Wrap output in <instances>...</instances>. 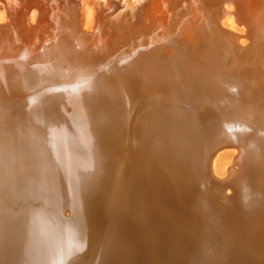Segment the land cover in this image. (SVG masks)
<instances>
[{
	"label": "bare ground",
	"instance_id": "1",
	"mask_svg": "<svg viewBox=\"0 0 264 264\" xmlns=\"http://www.w3.org/2000/svg\"><path fill=\"white\" fill-rule=\"evenodd\" d=\"M53 1L4 0L7 8L0 27L10 25L11 32L23 30L31 37L39 24L36 19L44 18ZM108 1L109 5L119 4ZM236 6L243 10L240 21L235 16ZM204 7L200 0H147L139 10H134L137 14L133 26L137 31L131 38L141 34L150 44L145 41L138 42V46L132 44L131 52L116 46L120 32L111 30V23L103 14L108 4L97 7L95 14L87 13L84 22L78 14H67L69 8L64 9L62 18L67 20V26L62 32L34 38L43 43L46 39L58 48L54 40L63 37L61 49L69 54L47 51L44 55L40 50L39 54H43L40 58L33 50L27 55L26 51L20 54L26 58L27 66L38 59L46 63L54 57L50 68L68 67L70 78L75 77L74 67H80L83 85L91 78L115 79L114 66L121 67L122 75H126L124 60L129 61V67L134 64L142 67L150 83L151 78L155 81L151 86L161 84L172 90L171 97L165 98L169 104L175 106L168 99L180 96L191 109L174 111L161 105L152 106L147 113L148 119L159 116L164 121V128L174 142L173 149L187 146L192 150L198 174L195 178L202 188L199 192L183 170L165 155L157 161L148 157L149 166H140L136 171L134 166L138 163L128 154L124 159L128 152L126 145H122L118 157L99 153L95 158L82 153L64 158L42 144L39 154L29 160L17 148L5 156L0 143L3 149L0 148V264H264V147H260L258 157L254 152L255 141L246 144L261 137L241 123L242 119L253 118L246 109L243 114L218 113L219 109L212 105L223 101L220 98L228 92L224 83L229 89L230 84L244 81L251 67L264 65L259 60L260 46L264 47V0H230L225 3L222 15H212ZM227 10L230 16L223 21L245 33L248 38L245 48L239 44L233 48L238 42L233 43L214 30ZM8 18L10 24H6ZM251 18L260 23L255 36L258 43L262 42L259 47L251 28L245 25L240 28L242 24H238L244 19L250 23ZM217 42L225 47L224 54L215 52L213 46ZM154 45L159 49L154 50ZM178 48L182 55L176 53ZM241 49L251 51L244 55ZM50 72L54 78L60 75L58 71ZM226 72L229 79H222ZM211 73L217 79L211 78ZM46 76L39 73L38 86L28 88L29 116L34 122L51 127L49 116L43 113L45 105L53 104V96L46 94L47 89L55 87L46 81ZM186 85L193 95L202 96L206 107L201 104L203 108H194ZM260 90L264 92V84ZM237 96L238 106L245 102L256 117L264 120V105L257 93L248 87ZM211 110L221 120L207 128L208 120L203 114ZM195 120L201 123L197 126L199 130L192 124ZM211 121L215 120H209L210 124ZM36 135L39 132L33 128L26 133L29 140ZM203 141L205 146L224 141L234 148H243L240 165L235 162L238 168L231 170L227 181L221 182L209 172L212 181L202 176L204 150L197 148L196 143L201 145ZM169 153L182 160L170 150ZM111 170L117 172L116 183ZM250 170L253 175H248Z\"/></svg>",
	"mask_w": 264,
	"mask_h": 264
},
{
	"label": "rangeland",
	"instance_id": "2",
	"mask_svg": "<svg viewBox=\"0 0 264 264\" xmlns=\"http://www.w3.org/2000/svg\"><path fill=\"white\" fill-rule=\"evenodd\" d=\"M74 1L77 6L76 8L71 5L69 0H54L52 6L49 8V12L44 18L41 17L39 20L36 19L39 24L33 29L34 33L31 37H29L27 33H22L23 30L11 32L13 26L10 25L8 27H0V143L3 145L2 148L4 150L0 148L4 151L5 156H10L9 153L14 152V149L16 150L17 148L21 152V156L30 160L33 159L32 156L39 154L40 148L42 144H44L64 158H69L74 155H84L82 153H87L94 157H97L99 153L107 154L109 157H111V155L118 157L121 155L122 145H126L128 152H126L124 159L127 158V154L129 157L131 156L133 162L138 163L134 166L136 171L140 166H149V161L151 159H148V157H152L157 161L159 157V159L162 158L161 155H165L169 157L170 161L183 170V173L193 183L195 188L201 192L200 190L202 187H199L200 185L199 183L197 184L195 178L198 174L197 170H195L196 158L192 150H189L187 146L186 148L180 147L177 151L173 149L174 142L169 136L166 128H164V121L159 116H152L148 119L149 114L147 113L152 106L160 107L161 105L170 106L171 110L174 109V111L189 112L191 109H189L185 101H182L180 96H175L176 99L173 97V99H168L175 103V106L169 104L165 98H168V96L171 97L169 94L172 93V90L161 84L155 87L151 86L155 81L151 78L152 83H150L142 67L136 64H134L133 67H129V61L124 60L126 62L124 66L127 73L126 75H122L121 67L114 66L112 71H115L117 75L115 79H104V77H99L98 81H96L91 78L89 81L85 82L87 85H83L81 83L84 81L81 78V74H79V72L83 70L82 68L74 67L75 77L72 75V78H70L67 76V74H69L68 67L63 68V66H61V70H58L54 66H52L54 67L53 69H51L52 67L50 68V65H53V61L55 62V60H53L55 59L54 57L47 60L46 63L38 59L36 60L37 63H30L28 66L24 64V60L26 63L27 60L20 56L24 51H26L27 55L28 51L33 50L38 54L39 58L48 52H56V54H61L63 56L69 54L61 49L64 45L62 43L63 37L59 36L54 40L55 44L59 46L58 48L52 47L46 39H44L45 43H43L44 41L41 39L36 40L34 38L35 36L38 38H46L50 33L62 32L65 26H67V20L65 21L62 18L64 17L62 14L65 13H62V11L64 9L68 10V8L70 11L67 14L70 16L78 14L80 19L84 22L87 20V13H90V11L97 13V7V9H99L101 4L102 6L108 4V13H110L111 16L107 17V19H118L117 22L119 23L118 27H116L117 31L120 32V35L118 32L117 35L121 37L118 44H116L118 49L121 48L120 50H122L123 47L124 52H131V49H134L131 48L132 44L133 46L136 44L138 46V42L141 41L150 44V40L148 38L142 39L141 34L132 36L131 38V35L137 31L136 27L133 26L134 23H126L124 27L121 19V16L124 14L126 15L127 12L136 16L137 11L134 10H139L140 5L147 0H141V3L138 0H114L119 2L117 6L113 4L109 5L108 0ZM6 8L4 0H0V22L5 21L3 15L6 14ZM117 8L120 9L114 11L117 10ZM228 11L229 10H227V12ZM229 12L226 13V16L223 14L222 21L214 30H216V34L221 37L225 35L229 37V39H231L230 41L233 43L235 41L238 42L232 45L233 48L238 44L239 47L243 46L242 48H245L248 44V38L245 36V33L224 23L226 18L230 16ZM124 18H126V16ZM244 20L240 28L244 27V25L245 28L250 27L251 32L254 34L252 38L256 39V46L259 47L262 42L258 43V38L255 36L257 35V29L260 23H257L252 18L250 19V23L246 19ZM227 30L240 34L241 40L237 41L234 39ZM126 32L127 34H125ZM58 35L59 34H56V36ZM69 35L68 33V36ZM129 36L131 39L128 38ZM158 39L159 37H157L155 41ZM30 40L31 43H29ZM40 40L41 43L39 42ZM243 42H245V44H243ZM156 48L159 49V46L154 45V50H156ZM213 48L217 54H220V51L221 54H224L226 50L221 42H217ZM260 49L259 60H262L264 63V51H262L264 47L261 45ZM39 50L43 54H39ZM230 50L232 49L228 51ZM241 51L242 53L244 52V55H247V52L251 50L247 51L241 49ZM176 53L182 55L179 48L176 50ZM228 58L229 56L227 55L226 59ZM164 60H166V57H164ZM256 62H258V60ZM137 64H140V62L137 61ZM204 65L205 64L202 63V67H204ZM50 70L58 71L60 75L54 78ZM249 70L248 76L243 78L244 81L240 80L234 84H230L229 89L224 83V88H226L228 92L226 91L223 99L220 98L223 101L219 100V103L215 101L212 105H216L219 109L217 110L218 113H220V111L223 113L232 111L231 113L233 114H243V110H247L249 115L253 118L249 121H247L248 118L242 119L243 122L241 123L249 125L252 133L257 134L261 138L258 140L254 139L251 142L249 140L246 144L250 145V143L255 141L254 152L255 156H258V153L261 151L260 147H264V120L261 121L260 118L256 117V115L252 113L251 107L247 106L245 102L242 101L244 104L238 106L236 101L239 99L237 96L239 91L250 87L251 92L254 91L257 93V96L261 98V103L264 105V92L260 90V88H263L264 84L262 78L264 77V65L257 64ZM39 73L47 74L45 77L46 81L49 82L51 86L55 87L54 89H47L46 94L48 96H53V99H51L53 100V104L49 103L47 106L45 105L43 113L49 116V121L52 123L51 127L42 126L40 123L34 122L31 115L29 116L31 108L29 107L30 92L28 88L30 85H32V87L38 86L37 76ZM227 74L226 72V75H224L222 79H226L228 76ZM259 74L263 75L260 76ZM217 77V75L211 73V78L217 79ZM27 78H30V80H27ZM186 88L190 98L194 99L195 104H192L194 108L206 107L207 104H202V96L193 95L189 85H186L185 89ZM96 97L98 100H95ZM158 98H161V100ZM197 101L199 102L198 104ZM212 105L209 107H211L212 110H216ZM243 106H246V108H243ZM212 110L206 111V114H203L205 115L204 118L208 120L206 124L207 128L217 122L218 119L221 120L220 115H217V112L216 114L212 113ZM212 119L215 121H211L210 124L209 120ZM192 124L196 125V129L199 130V127H197L201 124L199 121L195 120ZM31 128L36 129L39 135L29 140L26 133L31 130ZM207 128L205 130H208ZM118 144L121 146L118 147ZM196 146L204 150V163L201 161V164L205 173L203 174L202 172V176H204V178L207 177V180L212 181L208 177L207 172H209V174L216 176L219 181H227L231 176V170L238 168L237 163L240 165L242 147L240 149L234 148L235 146L225 143L224 141L209 142L206 146L203 141L201 145L196 143ZM169 150L174 155L181 156L182 160L173 158ZM112 172L114 173L112 179L114 178L116 183L118 181L115 177L117 172L111 170V173ZM249 172L248 175L253 173L252 170ZM131 176V178H134V174H131ZM224 189H226V192H230L229 188ZM217 190L220 193L218 188Z\"/></svg>",
	"mask_w": 264,
	"mask_h": 264
},
{
	"label": "water",
	"instance_id": "3",
	"mask_svg": "<svg viewBox=\"0 0 264 264\" xmlns=\"http://www.w3.org/2000/svg\"><path fill=\"white\" fill-rule=\"evenodd\" d=\"M70 2H71V5H73V6H75V8L77 7L76 6V3H75V1L74 0H69ZM170 1H172L173 2V0H170ZM176 1H180V0H176ZM192 1H195L196 2V0H192ZM200 1H202L203 2V4L205 5V7H204V9L205 10H209L210 9V13L213 15V14H221L222 15V13H223V10H224V7H225V3L226 2H228V1H230V0H200ZM101 6H102V4H101ZM177 6H178V4H177ZM103 7V6H102ZM142 7H144V6H142ZM237 7V6H236ZM120 8H117V10H114V11H118ZM203 9V8H202ZM243 10H242V8H239V7H237V13H236V17H237V20L238 21H240L241 20V18H240V15H241V12H242ZM103 14L104 15H106L107 17H109V16H111V14L110 13H108V10H105L104 12H103ZM139 15V14H138ZM126 16V18H124ZM122 17V18H121ZM120 18L122 19V25H124V27H125V24L126 23H132L133 21H135L136 19L134 18V16L133 15H131V14H129L128 12L126 13V15L124 14L123 16H121ZM119 18V19H120ZM120 19V20H121ZM108 20V19H107ZM118 19H116V20H108V22L109 23H111V30L112 29H116V27H118ZM6 24H10V19L8 18L7 19V21H6ZM238 24L239 25H241L242 23L241 22H238ZM228 32H229V34L230 35H232V37L234 38V39H236L237 41H240L241 40V36H240V34H238V33H236V32H234V31H230V30H227ZM125 34H127V32L125 33Z\"/></svg>",
	"mask_w": 264,
	"mask_h": 264
}]
</instances>
